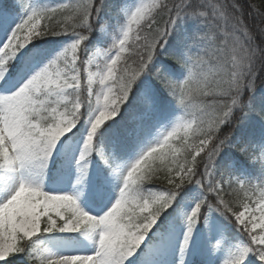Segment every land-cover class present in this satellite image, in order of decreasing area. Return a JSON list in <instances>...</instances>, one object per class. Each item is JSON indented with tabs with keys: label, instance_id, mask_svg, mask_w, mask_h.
Returning a JSON list of instances; mask_svg holds the SVG:
<instances>
[{
	"label": "snow or ice",
	"instance_id": "6c2138e0",
	"mask_svg": "<svg viewBox=\"0 0 264 264\" xmlns=\"http://www.w3.org/2000/svg\"><path fill=\"white\" fill-rule=\"evenodd\" d=\"M237 8L0 0V264H264V10L257 44Z\"/></svg>",
	"mask_w": 264,
	"mask_h": 264
}]
</instances>
